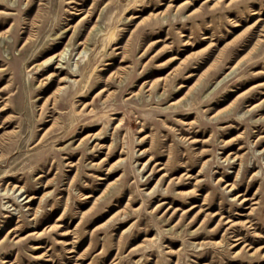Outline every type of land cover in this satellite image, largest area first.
Segmentation results:
<instances>
[{"label": "rangeland", "instance_id": "obj_1", "mask_svg": "<svg viewBox=\"0 0 264 264\" xmlns=\"http://www.w3.org/2000/svg\"><path fill=\"white\" fill-rule=\"evenodd\" d=\"M0 264H264V0H0Z\"/></svg>", "mask_w": 264, "mask_h": 264}, {"label": "bare ground", "instance_id": "obj_2", "mask_svg": "<svg viewBox=\"0 0 264 264\" xmlns=\"http://www.w3.org/2000/svg\"><path fill=\"white\" fill-rule=\"evenodd\" d=\"M95 28V27H94ZM84 49H85V47L83 46V48H82V50L79 52V54H81L82 52H84ZM67 51V49H65V48H63L62 50H61V52H59L58 54H56L55 55V58L56 57H59V58H64V55H65V52ZM54 56H51L48 60H50L51 58H53ZM58 60H60V59H58ZM59 63V62H58ZM55 68H58L57 66L55 67ZM232 69H233V67L230 69V71H232ZM69 74H73L72 72H69ZM227 75H229V73H226L225 75H224V77H226ZM74 81V80H73ZM63 89V87H59L58 88V92L59 91H61ZM232 188V187H231ZM238 196V195H237ZM242 200V202H244L245 200H247L246 198H242L241 199ZM240 238H235L234 240L236 241V243L235 244H233L232 246H235L236 244H238V240H239Z\"/></svg>", "mask_w": 264, "mask_h": 264}]
</instances>
